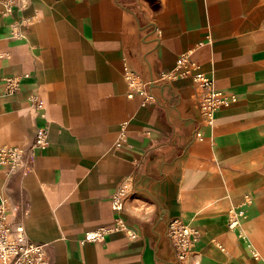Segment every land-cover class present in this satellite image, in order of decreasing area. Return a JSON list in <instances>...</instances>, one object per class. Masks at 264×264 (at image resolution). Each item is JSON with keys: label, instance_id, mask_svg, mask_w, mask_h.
Listing matches in <instances>:
<instances>
[{"label": "crops", "instance_id": "1", "mask_svg": "<svg viewBox=\"0 0 264 264\" xmlns=\"http://www.w3.org/2000/svg\"><path fill=\"white\" fill-rule=\"evenodd\" d=\"M3 10L0 0V146H26L46 124L30 94L50 123L32 168L0 166V201L22 206L51 264H178L174 216L200 232L183 264H264V0H27ZM187 51L236 96L212 124L190 76L156 80ZM126 68L154 100L128 95ZM24 74L18 91L3 90V78ZM239 206L243 235L229 227ZM99 227L110 228L103 241L82 242Z\"/></svg>", "mask_w": 264, "mask_h": 264}, {"label": "built area", "instance_id": "2", "mask_svg": "<svg viewBox=\"0 0 264 264\" xmlns=\"http://www.w3.org/2000/svg\"><path fill=\"white\" fill-rule=\"evenodd\" d=\"M4 4V14H10L14 7L21 8L27 0H1ZM13 36L26 38V35L16 28L12 30ZM24 75H10L3 78V90L16 92L21 88ZM126 79L129 83V96L136 93L145 96L143 104L154 100V96L146 88L147 82L140 80L138 76L126 68ZM190 76L196 87V100L202 120L212 124L215 112L222 106L236 100L234 94L216 88L214 79L201 70V65L191 59L190 51L181 53L173 67L162 70L156 80H172ZM28 101L38 115L46 120L44 126L38 127L32 143L26 146L3 144L0 146V166L8 173L20 170L26 171L33 167L37 157V150H43L48 146L49 119L45 104L36 94H30ZM199 134V133H198ZM119 144V143H118ZM112 204L117 210L124 208V195L122 192L113 196ZM229 227L238 230L243 235L242 220L245 215L243 207H234L229 210ZM117 227L124 228L126 233L136 236L131 228L121 220H117ZM237 228V229H236ZM110 228L99 227L95 230L86 231L82 242L103 241ZM168 237L174 246L177 263L183 264L184 260L193 252L194 246L199 239L200 232L197 228L187 223L181 217H171L167 228ZM255 257L258 256L256 249H252ZM0 264H51V257L47 249V243L36 241L27 234L23 208L20 204L8 202L7 198L0 201Z\"/></svg>", "mask_w": 264, "mask_h": 264}, {"label": "bare ground", "instance_id": "3", "mask_svg": "<svg viewBox=\"0 0 264 264\" xmlns=\"http://www.w3.org/2000/svg\"><path fill=\"white\" fill-rule=\"evenodd\" d=\"M245 216V215H244Z\"/></svg>", "mask_w": 264, "mask_h": 264}]
</instances>
